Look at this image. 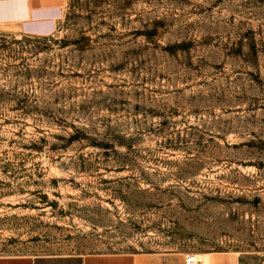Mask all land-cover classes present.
Wrapping results in <instances>:
<instances>
[{"label":"rangeland","instance_id":"374dc122","mask_svg":"<svg viewBox=\"0 0 264 264\" xmlns=\"http://www.w3.org/2000/svg\"><path fill=\"white\" fill-rule=\"evenodd\" d=\"M149 250L264 264V0L0 26V256Z\"/></svg>","mask_w":264,"mask_h":264},{"label":"crops","instance_id":"0c3cea01","mask_svg":"<svg viewBox=\"0 0 264 264\" xmlns=\"http://www.w3.org/2000/svg\"><path fill=\"white\" fill-rule=\"evenodd\" d=\"M69 0H0V26L11 27L27 37L54 34ZM201 264H239L233 251L197 253ZM186 252L149 250L135 252L75 253L51 251L0 256V264H184Z\"/></svg>","mask_w":264,"mask_h":264},{"label":"built area","instance_id":"2783aa9c","mask_svg":"<svg viewBox=\"0 0 264 264\" xmlns=\"http://www.w3.org/2000/svg\"><path fill=\"white\" fill-rule=\"evenodd\" d=\"M184 264H201V259L196 252H189L184 257Z\"/></svg>","mask_w":264,"mask_h":264}]
</instances>
